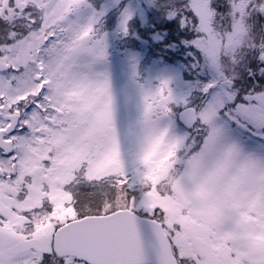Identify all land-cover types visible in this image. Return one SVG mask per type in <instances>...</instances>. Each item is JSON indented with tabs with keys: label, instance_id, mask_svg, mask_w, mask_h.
<instances>
[{
	"label": "snow or ice",
	"instance_id": "6c2138e0",
	"mask_svg": "<svg viewBox=\"0 0 264 264\" xmlns=\"http://www.w3.org/2000/svg\"><path fill=\"white\" fill-rule=\"evenodd\" d=\"M0 264H264V0H0Z\"/></svg>",
	"mask_w": 264,
	"mask_h": 264
}]
</instances>
